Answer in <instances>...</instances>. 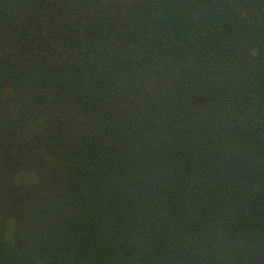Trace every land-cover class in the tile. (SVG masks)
Wrapping results in <instances>:
<instances>
[{
    "label": "trees",
    "instance_id": "obj_1",
    "mask_svg": "<svg viewBox=\"0 0 264 264\" xmlns=\"http://www.w3.org/2000/svg\"><path fill=\"white\" fill-rule=\"evenodd\" d=\"M0 264H264V0H0Z\"/></svg>",
    "mask_w": 264,
    "mask_h": 264
}]
</instances>
